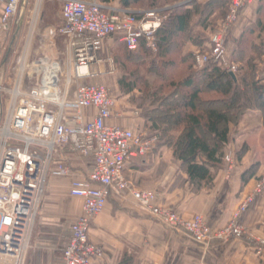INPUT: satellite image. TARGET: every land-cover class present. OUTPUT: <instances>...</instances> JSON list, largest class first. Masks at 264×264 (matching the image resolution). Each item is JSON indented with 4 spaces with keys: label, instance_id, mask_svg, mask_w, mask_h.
Wrapping results in <instances>:
<instances>
[{
    "label": "built area",
    "instance_id": "obj_1",
    "mask_svg": "<svg viewBox=\"0 0 264 264\" xmlns=\"http://www.w3.org/2000/svg\"><path fill=\"white\" fill-rule=\"evenodd\" d=\"M45 1L0 0V52L2 37L12 31L15 19L20 25L27 19L28 27L15 75L0 82V96L7 99L0 112V264H24L50 175L71 172L67 161L54 159L58 150L67 147L77 157L88 159L92 167L85 180L71 184L70 194L82 201V214L70 225L62 264H93L103 256V247L89 240V232L112 193L131 195L140 209L170 231L187 234L196 244L239 240L252 245L261 256L264 239L248 230L242 219L264 193V178L240 200L227 224L212 230L202 215L184 219L176 211L156 205L154 192L133 188L125 176L126 164L149 153L156 140L144 132L106 124L112 117L114 99L107 86L90 81L97 76L91 68L102 63L99 53L109 38L118 39L131 52L144 38L146 46L155 50L154 33L162 19L152 11L137 20L130 12L98 0H60L61 24L46 33L64 38V74L50 52L30 59ZM226 1L227 13L211 35L208 51L197 53L195 63L198 68L216 63L235 74L237 66L229 59L226 39L241 12L257 0ZM224 160L229 165L232 161L229 155Z\"/></svg>",
    "mask_w": 264,
    "mask_h": 264
},
{
    "label": "crops",
    "instance_id": "obj_2",
    "mask_svg": "<svg viewBox=\"0 0 264 264\" xmlns=\"http://www.w3.org/2000/svg\"><path fill=\"white\" fill-rule=\"evenodd\" d=\"M262 4L264 0H257L241 12L228 36L229 56L232 52L231 40L238 38L248 26V29L255 30L253 39L257 44L259 40L264 41ZM109 6L119 9L116 2ZM42 15L43 21L45 11ZM57 17L56 24H41L44 26V29L40 28L44 31L43 39H40L41 43L38 41L41 46L35 51L34 55L37 56L33 59L50 52L63 69V56L65 63L67 62L64 38L58 34L48 37L46 33L61 24L59 12ZM21 27L23 24L20 25V21L15 19L12 31L2 37V47L9 37L16 38L15 34ZM116 41L119 42L116 38H109L104 42L99 53L102 63L92 66L91 70L97 76L90 81L101 83L112 92L114 105L107 125L144 132L148 136L140 110L128 101L127 96L123 97L119 93L120 76L112 57H105L106 48ZM191 50L193 48L190 46L186 48L188 52ZM261 60L263 65L264 56ZM3 64L4 60L0 68ZM257 79L264 84V73ZM4 81L6 79L0 70V82ZM2 97L5 96H0V112L4 110L7 101L6 97L5 100ZM227 150L224 158L229 155L232 165L224 162V167L214 174L211 186L204 187L200 192L190 189L187 177L180 171L173 152L164 146H154L145 156L129 161L125 166V176L133 188L154 192L156 205L170 208L184 219L202 215L212 230H218L227 224L240 200L253 188L255 180L264 177V125L258 109L247 111L240 118L238 126H230ZM239 152L241 156L237 161L236 155ZM54 159L67 161L71 172L67 176L50 175L24 264H62V250L69 240L70 225L82 214V201L72 196L70 189L73 182L86 179L92 167L91 162L77 157L71 147L58 150ZM254 166H257L254 175L244 181L245 170ZM242 224L254 235L264 239V193L243 216ZM89 240L101 245L104 250L103 256L93 264H120L126 258L130 259V264H264V253L257 256L252 245L246 242L235 240L221 243L212 240L206 245H199L183 232L170 231L140 209L129 194L110 195L105 208L91 225Z\"/></svg>",
    "mask_w": 264,
    "mask_h": 264
},
{
    "label": "trees",
    "instance_id": "obj_3",
    "mask_svg": "<svg viewBox=\"0 0 264 264\" xmlns=\"http://www.w3.org/2000/svg\"><path fill=\"white\" fill-rule=\"evenodd\" d=\"M98 1L103 5L116 2L137 20L158 7L157 0ZM171 1L177 6L164 11L171 15L154 33L155 50L146 46L144 38L133 52L116 41L113 50L120 56L114 55L113 62L123 72L118 79L120 95L140 110L148 138L156 140L155 148L164 146L173 152L190 189L197 192L202 186H211L214 174L223 167L230 126L250 109H258L264 116V84L254 70L257 59L264 56V41L256 38L259 42H255L253 29L231 40L229 57L240 66L236 81L216 63L198 68L195 55L208 51L210 37L229 4L226 0ZM228 44L227 37L226 47ZM188 46L193 50L186 51ZM148 79L159 82V87L147 83ZM236 156L239 160L241 152ZM256 168L244 173V181L252 178ZM120 264H130V259Z\"/></svg>",
    "mask_w": 264,
    "mask_h": 264
},
{
    "label": "rangeland",
    "instance_id": "obj_4",
    "mask_svg": "<svg viewBox=\"0 0 264 264\" xmlns=\"http://www.w3.org/2000/svg\"><path fill=\"white\" fill-rule=\"evenodd\" d=\"M157 8H155L154 9V13L155 14H157L158 15V17H160L161 19H162V22L163 21H165V19L169 16V14L171 15V13H169V14H166V13H164V11H168V10H170V9H172V8H174V7H176L177 6V4L176 3H173L171 0H157ZM179 5V4H178ZM256 6H259V5H256ZM262 9H263V15H264V4H262ZM60 8H61V2H60V0H47V1H45L44 3H43V9H42V14H43V11H45V18L43 19V21H42V14H41V16H40V20H39V27L41 28V29H44L43 27L44 26H42L41 24H43L44 22H48V23H54V24H56L57 23V21H58V17H57V13L59 12V10H60ZM136 10L138 9L137 7L135 8ZM142 10V9H141ZM128 12H131L130 10H127ZM134 11V10H133ZM137 11H140V10H137ZM142 11H144V10H142ZM146 14V13H145ZM156 15V16H157ZM217 17V16H216ZM27 20V19H26ZM26 20H25V22H24V25H23V27H21V29L19 30V32L18 33H16L15 35H16V38H8L7 39V41L4 43V45H3V47H2V52H1V56H0V64L2 63V61L4 60V62H5V64H3V66H2V68H0V70L2 71V75H3V77H4V79H6V81H9V79H12L13 78V76L15 75V73H16V70H17V67H18V60H19V57H20V55H21V53H22V51H23V46H24V42H25V39H26V36H27V31H28V27L26 26ZM215 27H216V25H215ZM248 28H249V26H248ZM247 28V29H248ZM40 29V30H41ZM40 33H38V37H36L34 40H33V42L31 43L32 45H31V56H30V59L32 60L33 58H35L37 55H34V53H35V51L38 49V48H40V46H41V42H40V39H43V32L44 31H39ZM214 32H215V30H214ZM213 32V33H214ZM13 33V32H12ZM14 35V36H15ZM13 36V35H12ZM40 37H42V38H40ZM40 43H39V42ZM42 41V40H41ZM60 42L62 41V39L61 40H59ZM115 42V41H114ZM42 44H43V41H42ZM116 45V43L115 44H113V45H111L110 47H107L106 48V53H105V57H112V60H113V58H114V55H116L117 57H119L120 55L118 54V53H116L113 49V47ZM60 52V51H59ZM60 54V53H59ZM64 57L65 56H63V60H62V64H63V70H64V74H66V71H67V62L65 63V61H64ZM258 61H257V66L255 67V74H256V77H262L263 76V73H264V64L262 65V60H261V57H259L258 59H257ZM231 61V60H230ZM256 61V60H255ZM113 64H114V62H113ZM236 64V63H235ZM115 65V64H114ZM237 66V69H238V67H240L239 65H236ZM115 68H116V72H117V74L121 77L122 76V70H121V68L119 67H117V66H115ZM132 70H133V68H131ZM131 69H129V70H131ZM238 71H236V73H237ZM236 73L234 74V75H236ZM258 75V76H257ZM147 83H151V85H152V83L154 84V86H156V87H159V85H160V83L159 82H157V81H155L154 79H148L147 80ZM6 97V96H5ZM5 97H2V99H4L5 100ZM256 102H258V101H256ZM134 105V104H133ZM251 110H254V109H250V111ZM247 111H249V110H247ZM247 111H245V112H243L242 114H241V117L242 116H244V114L247 112ZM260 115H261V117L264 119V116H263V114L260 112ZM240 117V118H241ZM240 118H239V120H240ZM239 120H238V122H239ZM234 126H238V123L236 124V125H234ZM228 153V150H227V152H226V154ZM232 160V159H231ZM236 160L238 161V159H237V156H236ZM223 161L225 162V160L223 159ZM225 163H227V162H225ZM232 163H233V161H231V163H230V165L229 166H231L232 165ZM228 164V163H227ZM223 167H224V165H223ZM252 168V167H251ZM245 172H247V170H245ZM262 178H264V177H261V178H259V179H257V180H255V183H256V181H259L260 179H262ZM255 183H254V185H255ZM253 185V186H254ZM203 186L202 187H200L199 188V191H197V192H200V190H203Z\"/></svg>",
    "mask_w": 264,
    "mask_h": 264
},
{
    "label": "water",
    "instance_id": "obj_5",
    "mask_svg": "<svg viewBox=\"0 0 264 264\" xmlns=\"http://www.w3.org/2000/svg\"><path fill=\"white\" fill-rule=\"evenodd\" d=\"M229 75L231 76V78H232L234 81H236V76H235L234 74L229 73Z\"/></svg>",
    "mask_w": 264,
    "mask_h": 264
}]
</instances>
